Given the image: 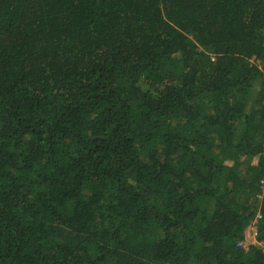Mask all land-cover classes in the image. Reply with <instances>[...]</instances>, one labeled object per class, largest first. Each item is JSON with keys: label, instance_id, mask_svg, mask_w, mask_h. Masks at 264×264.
<instances>
[{"label": "trees", "instance_id": "obj_1", "mask_svg": "<svg viewBox=\"0 0 264 264\" xmlns=\"http://www.w3.org/2000/svg\"><path fill=\"white\" fill-rule=\"evenodd\" d=\"M263 185L264 0H0V264H264Z\"/></svg>", "mask_w": 264, "mask_h": 264}, {"label": "rangeland", "instance_id": "obj_2", "mask_svg": "<svg viewBox=\"0 0 264 264\" xmlns=\"http://www.w3.org/2000/svg\"><path fill=\"white\" fill-rule=\"evenodd\" d=\"M253 62H255V61H253ZM257 63L260 64L259 61H257ZM259 89H260V83L257 82L256 85H255V87H254V89H253V92H252V96L254 98H256V95H257V92H258ZM252 162L254 164L257 163V158H254L252 160ZM263 189H264V185H263ZM259 197L261 198V195H259ZM257 215H259V213ZM245 232H246V239L243 242L239 243V246L247 247L250 244H255V245L259 246V247H262V244L264 242L258 240V235H257V218L256 217H254V219L252 220V222L250 223V225L247 227V229H246Z\"/></svg>", "mask_w": 264, "mask_h": 264}, {"label": "built area", "instance_id": "obj_3", "mask_svg": "<svg viewBox=\"0 0 264 264\" xmlns=\"http://www.w3.org/2000/svg\"><path fill=\"white\" fill-rule=\"evenodd\" d=\"M262 247H263V249H264V243L262 244Z\"/></svg>", "mask_w": 264, "mask_h": 264}]
</instances>
